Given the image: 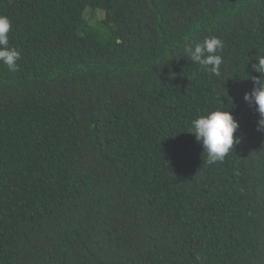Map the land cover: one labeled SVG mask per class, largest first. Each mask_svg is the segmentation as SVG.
Listing matches in <instances>:
<instances>
[{"label": "trees", "instance_id": "trees-1", "mask_svg": "<svg viewBox=\"0 0 264 264\" xmlns=\"http://www.w3.org/2000/svg\"><path fill=\"white\" fill-rule=\"evenodd\" d=\"M0 14L21 53L15 72L0 63V264H264V133L244 100L264 0H0ZM211 36L219 77L184 53ZM225 97L240 143L208 164L191 123Z\"/></svg>", "mask_w": 264, "mask_h": 264}, {"label": "clouds", "instance_id": "clouds-1", "mask_svg": "<svg viewBox=\"0 0 264 264\" xmlns=\"http://www.w3.org/2000/svg\"><path fill=\"white\" fill-rule=\"evenodd\" d=\"M11 26L10 18L0 14V63L6 65L10 72H15L18 70L17 61L21 53L17 48L9 45ZM223 46L220 38L211 36L206 37L202 42L186 45L184 53L192 63L200 65L204 71L219 77L223 57L218 52ZM255 61L251 67L260 75L252 77L253 87L250 92L244 94V100L255 105L259 113L257 130L264 133V55L259 56ZM232 107V98L230 101L227 99V103L223 106L197 117L191 123L189 132L202 143L203 152L207 153L208 164L223 161L233 150L234 145L240 143L241 138L234 136L240 125L234 118Z\"/></svg>", "mask_w": 264, "mask_h": 264}, {"label": "rangeland", "instance_id": "rangeland-1", "mask_svg": "<svg viewBox=\"0 0 264 264\" xmlns=\"http://www.w3.org/2000/svg\"><path fill=\"white\" fill-rule=\"evenodd\" d=\"M87 16H89V12H87V14H86Z\"/></svg>", "mask_w": 264, "mask_h": 264}]
</instances>
